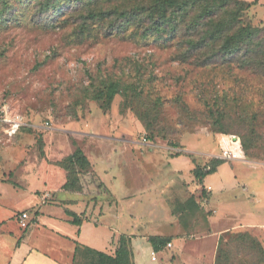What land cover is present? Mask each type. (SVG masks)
Here are the masks:
<instances>
[{
    "label": "rangeland",
    "instance_id": "rangeland-1",
    "mask_svg": "<svg viewBox=\"0 0 264 264\" xmlns=\"http://www.w3.org/2000/svg\"><path fill=\"white\" fill-rule=\"evenodd\" d=\"M42 1L0 0V119L18 114L25 123L9 137L0 120V264L23 233L32 254L68 248L42 222L22 230L19 215L26 212L28 222L40 203L45 213L52 209L65 176L59 162L75 146L107 188L99 210L106 215H96L98 205L87 215L129 238L134 264H264L256 248L232 241L239 230L222 237L227 261L196 254L203 253L206 215L221 218L215 228L264 224V73L232 64L199 67L184 58L183 41L131 37V28L104 35L95 21L80 34V11L53 14ZM237 1L242 23L264 27V0ZM123 73L149 92H119L101 108L92 91L106 74ZM143 108L159 115L161 134L151 140L136 114ZM209 109L223 112L222 121L213 123ZM222 134L244 139L239 155L253 163L222 161L203 178L205 197L192 169L219 154ZM189 194L200 204L193 211L182 203ZM153 235L172 239V248L155 253Z\"/></svg>",
    "mask_w": 264,
    "mask_h": 264
},
{
    "label": "trees",
    "instance_id": "trees-1",
    "mask_svg": "<svg viewBox=\"0 0 264 264\" xmlns=\"http://www.w3.org/2000/svg\"><path fill=\"white\" fill-rule=\"evenodd\" d=\"M42 3L45 5L44 10L52 9L53 14L62 12L64 7L80 11L81 22L77 26L80 34L88 32L90 23L95 21L100 23L104 35L123 34L131 28V37L160 36L183 41L184 58L192 57L194 64L199 67L232 64L240 69L251 68L264 73V27L242 23V8L237 0H44ZM123 77L124 73L106 74L100 86L92 91V98L99 102L101 108L108 109L113 97L119 92H137L138 95L140 92H149L138 82ZM154 78V75H149L146 80L152 81ZM136 114L150 140L161 134V128L157 126V112L151 113L143 108ZM208 114L215 116L213 123L221 122L224 118L223 112L219 110L209 109ZM240 143L242 149L246 150L245 140L241 139ZM222 161L212 158L206 168L195 166L192 169L194 179L198 181L205 197L208 192L202 185V179L215 172ZM59 166L65 171L60 191L84 193L88 185L97 188L98 192H107L80 147L75 146L71 153L60 160ZM90 176L92 179L85 180ZM183 205L193 211L197 206L194 195ZM66 214L71 217L70 223L80 225L81 216L69 210ZM168 240V237L158 235L148 237L154 251L164 247ZM221 241L222 237L218 241L216 263L221 258L228 260L226 252L220 248ZM232 241L246 250L256 248L260 253V261L264 260L260 243L246 233L237 234ZM78 257L85 264H134L129 238L123 235L119 237L112 255L75 242L72 264H80Z\"/></svg>",
    "mask_w": 264,
    "mask_h": 264
},
{
    "label": "crops",
    "instance_id": "crops-1",
    "mask_svg": "<svg viewBox=\"0 0 264 264\" xmlns=\"http://www.w3.org/2000/svg\"><path fill=\"white\" fill-rule=\"evenodd\" d=\"M243 160H246V159L243 158ZM223 161H236V160H223ZM246 162L249 164L251 162L253 163V161L251 160H246ZM220 165L221 163L216 167V170ZM203 180L204 179H202V183H203ZM63 182H64V179H63ZM60 185L53 191L54 193L53 198L55 200L54 205H49V207L52 209H50V211H47L45 213L43 210H41L43 206H41V203H40L39 204L40 208L36 207L34 210L35 212L33 214V218H30L28 220V223H29L32 219V223H30L28 227H24L22 230L27 231L29 229V226H31L32 224L38 225L39 222H42L43 224L42 226L48 227L50 229V230L49 229L47 230L51 234L50 237H53V239H57V240L67 241L68 248L64 251H62L61 249H58V251L60 252L59 254H46L44 250L42 251L38 248H35L36 251H39L40 253L42 252L43 254H32L33 249H34L33 244L31 241L28 240V235H27L28 233L27 234L23 233L20 236V238L16 240L15 244L13 245L11 249V253L7 255V258L4 264H72V257L74 255L75 242H78L79 244L87 246L89 248H93L95 250L112 255V253L114 252L117 246V241L122 234L121 233L117 234L116 231H113V228L111 227V225L102 224L100 221L92 219L94 217L91 218L90 216L88 217L87 215V213H91V211H94V208L96 205H98V212L96 213V215L98 217L106 215V213L102 215L99 212V210H100V205H101V198L106 197L107 193L103 191L94 192V190L92 191L91 189H88V190L84 189L85 190L84 193L63 192V191H60ZM206 191L210 193L209 189ZM128 194H131V193H128ZM191 195L192 194L187 195L183 199L182 203L188 200V198ZM117 203L115 204L116 206H115L114 212H112V214H114L116 218L119 216L117 214V210H118ZM196 203L199 204V202L197 201ZM56 209L57 211H55ZM68 210L82 217V221L80 225H75L69 222L71 217L66 214ZM84 211H85V214L82 215ZM212 213H214L213 210H212ZM84 216H87V218H85ZM101 218L102 217H100V219ZM220 220L221 218L219 217H213L210 215H206L207 229H206L205 235L203 236L204 240H202L201 242L203 245V249H202L203 253L196 252V254H213L214 256V254H217L219 238L223 237L225 233L234 231V230H239L241 233H246L250 237L256 239L259 243L264 245V231L261 232L262 229H264V224L262 223L227 224L225 223L222 227L215 228L214 227L215 222H219ZM66 223L68 224L66 227H64ZM101 225H103L104 232L101 231V228H99ZM73 226L75 227V229L73 228L71 230L70 227H73ZM63 228H67L68 230H65V229L62 230ZM130 237L132 238L131 235ZM171 241L172 239L170 240L169 238L168 242H170L171 245L170 246L165 245L164 247L172 248L173 241L172 242ZM154 252L157 253L158 251H154ZM150 260L156 261V256H155V259L150 258Z\"/></svg>",
    "mask_w": 264,
    "mask_h": 264
},
{
    "label": "built area",
    "instance_id": "built-area-1",
    "mask_svg": "<svg viewBox=\"0 0 264 264\" xmlns=\"http://www.w3.org/2000/svg\"><path fill=\"white\" fill-rule=\"evenodd\" d=\"M4 122L3 131L7 136L14 135L22 126L25 125V123L22 120V117L18 114L9 116V117H3L0 119ZM145 141V140H144ZM219 145H220V152L217 155H212L211 157L218 158L221 160H243L240 153V140L235 135H224L222 134L219 138ZM27 213L22 212L19 215L20 218V226L26 227L28 222L27 219ZM167 246H170V242L166 243ZM154 254V252H152ZM152 259H155V255H152Z\"/></svg>",
    "mask_w": 264,
    "mask_h": 264
}]
</instances>
